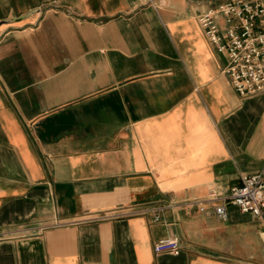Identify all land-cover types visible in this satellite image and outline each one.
<instances>
[{"label": "crops", "instance_id": "crops-1", "mask_svg": "<svg viewBox=\"0 0 264 264\" xmlns=\"http://www.w3.org/2000/svg\"><path fill=\"white\" fill-rule=\"evenodd\" d=\"M224 1L0 0V264H264L263 219L195 203L264 170V92L197 20Z\"/></svg>", "mask_w": 264, "mask_h": 264}, {"label": "built area", "instance_id": "built-area-1", "mask_svg": "<svg viewBox=\"0 0 264 264\" xmlns=\"http://www.w3.org/2000/svg\"><path fill=\"white\" fill-rule=\"evenodd\" d=\"M208 41L226 55L223 72L242 97L264 92V0H227L197 15ZM200 211L209 204L220 219L227 218L226 206L264 220V170L242 176L240 186L226 195L209 191L195 201ZM158 218V217H156ZM154 252L176 255V237H163L153 245Z\"/></svg>", "mask_w": 264, "mask_h": 264}]
</instances>
